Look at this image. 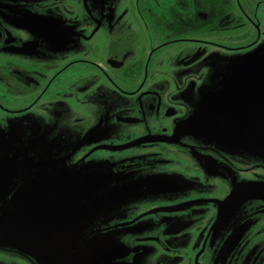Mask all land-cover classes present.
Segmentation results:
<instances>
[{
	"label": "flooded vegetation",
	"instance_id": "obj_1",
	"mask_svg": "<svg viewBox=\"0 0 264 264\" xmlns=\"http://www.w3.org/2000/svg\"><path fill=\"white\" fill-rule=\"evenodd\" d=\"M9 150L47 191L51 235L111 193L133 204L104 228L127 242L117 263L264 264V201L219 217L264 184V0H0V192Z\"/></svg>",
	"mask_w": 264,
	"mask_h": 264
},
{
	"label": "rangeland",
	"instance_id": "obj_2",
	"mask_svg": "<svg viewBox=\"0 0 264 264\" xmlns=\"http://www.w3.org/2000/svg\"><path fill=\"white\" fill-rule=\"evenodd\" d=\"M15 8L18 9L21 6L18 5ZM12 121L13 119H9V122ZM8 152L12 151L9 150ZM14 152L8 156L6 161L7 166L1 183L0 199H5L3 202L7 203L10 200L8 198L13 197L11 199L12 203L16 204L6 205L5 218H9V215L15 210L13 205H16L23 215L21 219L31 221L37 231L34 236L29 234L22 235L11 240L10 242L12 243H8L7 249L10 248L12 251H0L2 253L0 255H3L4 259L8 260L5 262L0 261V264H11L10 259L12 264H17V260L20 259H25L35 264H44L45 260H47V264H98L97 262L100 258L97 251L100 248H102L101 262L120 264L121 261H118V263L116 261L120 259V253L126 250L127 242L124 237H117L116 240H113L115 233L106 231L104 228L117 226L118 223L125 222L128 219V208L133 204L115 200L96 204L87 202L83 209L74 212L76 213L75 215H72L73 213L68 216L65 215L62 228L58 231L54 230V234L51 235L53 226L43 218L41 205L37 202L34 203L27 193L31 170L22 167L21 157L16 159V156H13ZM16 152L19 153V151ZM141 204L138 203L136 205L139 206ZM82 227L86 229L96 227L100 233L89 238H83L82 235H78V228ZM8 234L9 231H6L7 236ZM46 235H50L52 241H54L53 247L51 250L40 251L38 246L46 242ZM36 239L38 246L34 242ZM96 240L105 244L99 247ZM13 246H15L18 256ZM138 259H136L137 261L134 264H144L145 257Z\"/></svg>",
	"mask_w": 264,
	"mask_h": 264
},
{
	"label": "water",
	"instance_id": "obj_3",
	"mask_svg": "<svg viewBox=\"0 0 264 264\" xmlns=\"http://www.w3.org/2000/svg\"><path fill=\"white\" fill-rule=\"evenodd\" d=\"M202 125V130H210L212 128V124L209 123H194V122H187L183 124L177 131V134H181V132H193V131H201L199 128L197 129L196 126ZM31 164H35L34 162L29 161ZM34 182L32 179H30L29 183V190H27L28 195L32 198V201L34 203H39L42 207V211L45 212L47 209H45L46 203L45 200H42L40 198H44L47 195V191L44 188H38L35 187ZM57 190H61L60 188H57ZM111 193H105L101 196L105 197L104 200H101L96 203H106V201L113 200V196ZM103 197V198H104ZM250 200H261L264 201V184H248L239 188H236L232 191V193L219 205V217L224 218L227 215L231 214L233 211H235L239 206H241L243 203L250 201ZM95 203V204H96ZM91 204H94V202H91ZM43 218L49 222L50 218H47L46 215L43 216ZM11 218H6V229L8 228H14L18 229L17 234L13 233L9 236L12 238H19L22 235H32L34 236L36 234V228L33 225V223L26 219L21 218H14L12 219L14 222L9 223ZM38 234V232H37ZM16 235V237H14ZM7 236V235H6ZM50 235H46V239L48 240ZM49 241H47L48 243ZM49 244V243H48ZM40 251H47L48 249L45 246H38ZM44 264H47V260L44 261Z\"/></svg>",
	"mask_w": 264,
	"mask_h": 264
}]
</instances>
